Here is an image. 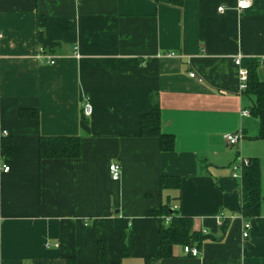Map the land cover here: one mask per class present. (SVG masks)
<instances>
[{
  "label": "crops",
  "instance_id": "0c3cea01",
  "mask_svg": "<svg viewBox=\"0 0 264 264\" xmlns=\"http://www.w3.org/2000/svg\"><path fill=\"white\" fill-rule=\"evenodd\" d=\"M238 1L0 0V145L12 143L10 157L0 153V264H96L100 240L116 262L119 223L131 233L119 264H145L169 224L151 215L163 206L207 238L197 257L174 245L150 264H264V138L258 118L241 116L254 98L239 92L233 63L257 65L264 84V0L244 11ZM153 105L173 137L168 153L140 133ZM21 109L38 116L21 119ZM235 133L241 140L227 146ZM41 136L78 137L79 157L40 160ZM248 160L261 201L245 221L241 168H232ZM163 177L171 185L161 189Z\"/></svg>",
  "mask_w": 264,
  "mask_h": 264
},
{
  "label": "trees",
  "instance_id": "16d2710c",
  "mask_svg": "<svg viewBox=\"0 0 264 264\" xmlns=\"http://www.w3.org/2000/svg\"><path fill=\"white\" fill-rule=\"evenodd\" d=\"M170 5L175 8H181L183 0H169ZM257 65L248 67L247 86L242 92L247 97H253L249 114L258 118L260 123L257 139L264 138V84L258 79L256 74ZM21 119H35L38 116L36 110L21 109L18 113ZM159 111L155 105L151 106L149 112L140 118V133L142 137L155 138L159 142L161 152L168 153L172 151L173 137L170 134L162 133L160 130ZM0 153L5 157H10L12 153V143L9 140H3L0 145ZM38 153L40 160L52 159H77L80 155V139L78 137H44L39 138ZM260 173L258 164L255 160H248L241 166L240 183V209L239 214L245 221L255 218L258 215L260 205ZM171 185L169 178L160 179L161 189ZM153 216L169 217L167 228L161 227L159 230L158 244L150 258L145 260V264H150L154 260L165 259L171 256L172 246L181 245L198 247L206 239L201 234L191 232L190 222L186 218L175 215V212L169 207H161L159 212H152ZM121 245L119 249L118 260L110 262L107 258V246L105 241L100 240L96 243V264H119L120 259L129 255L128 240L131 236L126 231L122 223H119ZM65 264H77L72 257L64 259Z\"/></svg>",
  "mask_w": 264,
  "mask_h": 264
},
{
  "label": "built area",
  "instance_id": "2783aa9c",
  "mask_svg": "<svg viewBox=\"0 0 264 264\" xmlns=\"http://www.w3.org/2000/svg\"><path fill=\"white\" fill-rule=\"evenodd\" d=\"M249 7H250V2L248 0H239L237 2V5H236V9L238 11L247 10V9H249ZM223 11H224L223 7L218 8V12L221 13ZM169 56H171V55H169ZM37 57L41 62H44L47 65H52L54 63L53 59L50 56H48L46 53H44V51L42 49L40 50ZM241 58L242 57L240 55H238L233 59V63L235 64V66L239 67V70H238V76H239V87H238V89H239V92H243L246 89L247 80H248L247 70L240 67ZM257 63L260 65H264V56H259L257 58ZM190 77L194 78L195 76H194V74H190ZM81 106L83 108V114L85 116H89L91 113V107H90V104L86 98H83ZM240 113H241V116H244V117H247L249 115L247 110H242ZM3 134H5V133L3 132ZM223 140L227 146L232 147V146H236V144L241 140V136L238 133L226 134L223 136ZM245 163H246V161L241 162V164H245ZM240 168L241 167L239 165V166H233L232 169H233V171H235V170H238ZM3 171L4 172L8 171V167H4ZM108 171H109V174H110L112 181H116L119 179L120 168L117 164H114V163L110 164L108 167ZM217 219L219 221H222L225 218H224V215L221 214L218 216ZM248 230H249V224L244 223L243 224V232H242V238L243 239H246L248 237ZM183 252L185 255L190 256V257H197L199 254L197 248L188 247V246L183 247Z\"/></svg>",
  "mask_w": 264,
  "mask_h": 264
}]
</instances>
